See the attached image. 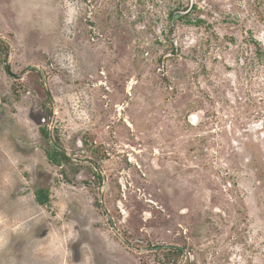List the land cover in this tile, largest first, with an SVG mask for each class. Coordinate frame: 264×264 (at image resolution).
<instances>
[{
    "label": "rangeland",
    "instance_id": "1",
    "mask_svg": "<svg viewBox=\"0 0 264 264\" xmlns=\"http://www.w3.org/2000/svg\"><path fill=\"white\" fill-rule=\"evenodd\" d=\"M178 248L264 264V0H0V264Z\"/></svg>",
    "mask_w": 264,
    "mask_h": 264
},
{
    "label": "trees",
    "instance_id": "2",
    "mask_svg": "<svg viewBox=\"0 0 264 264\" xmlns=\"http://www.w3.org/2000/svg\"><path fill=\"white\" fill-rule=\"evenodd\" d=\"M53 150L55 152H57L56 149H53ZM58 154H59V156H61V158L66 159V156L63 153L59 152ZM50 160L53 161V162H55V163H57V161H58L56 158H53V157H50ZM36 200H37V202L40 205H44V204H46L48 202V194L45 191H40V192H38V196H37Z\"/></svg>",
    "mask_w": 264,
    "mask_h": 264
},
{
    "label": "water",
    "instance_id": "3",
    "mask_svg": "<svg viewBox=\"0 0 264 264\" xmlns=\"http://www.w3.org/2000/svg\"><path fill=\"white\" fill-rule=\"evenodd\" d=\"M180 15H181V13L176 14V15L174 16V21H175L176 18L179 17ZM174 21H173V22H174ZM55 148L58 149L57 147H55ZM60 151H62V150H60ZM162 248H163V249H167V250L175 249V248H173V247H169V246H164V247H162ZM178 250L182 253L181 261L179 262V264H181V263L183 262L184 258H185V251H184L183 249H180V248H178Z\"/></svg>",
    "mask_w": 264,
    "mask_h": 264
},
{
    "label": "flooded vegetation",
    "instance_id": "4",
    "mask_svg": "<svg viewBox=\"0 0 264 264\" xmlns=\"http://www.w3.org/2000/svg\"><path fill=\"white\" fill-rule=\"evenodd\" d=\"M62 153V152H61ZM60 159H61V157H59ZM58 161H57V163H55V162H53L54 164H56V165H59V163L61 162V161H59V159H57Z\"/></svg>",
    "mask_w": 264,
    "mask_h": 264
},
{
    "label": "bare ground",
    "instance_id": "5",
    "mask_svg": "<svg viewBox=\"0 0 264 264\" xmlns=\"http://www.w3.org/2000/svg\"><path fill=\"white\" fill-rule=\"evenodd\" d=\"M192 119L194 120V118H192ZM193 120H192V121H193Z\"/></svg>",
    "mask_w": 264,
    "mask_h": 264
}]
</instances>
